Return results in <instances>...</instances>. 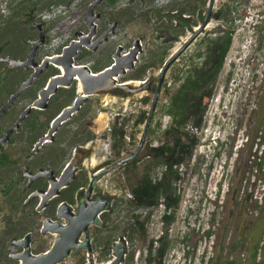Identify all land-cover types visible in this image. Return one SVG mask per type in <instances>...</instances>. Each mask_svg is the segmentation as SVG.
I'll return each instance as SVG.
<instances>
[{
  "label": "rangeland",
  "instance_id": "374dc122",
  "mask_svg": "<svg viewBox=\"0 0 264 264\" xmlns=\"http://www.w3.org/2000/svg\"><path fill=\"white\" fill-rule=\"evenodd\" d=\"M28 1L0 0V53L3 57L18 59L23 55V40L30 33H21L25 30L21 26L26 25L22 13ZM93 1L72 0L69 3L64 0L47 8H42V4L38 6L36 22L44 23L50 36L38 61L62 55L73 39V33L80 29ZM210 2L118 0L116 5L106 2L99 7L106 21L118 23L116 33L104 46L107 56L102 61L107 67L115 62L114 56L119 48L126 55L136 42L142 47L134 70L121 76L119 82L129 80L138 88L149 79L159 78L170 57L192 41L166 75L165 89L139 155L143 163L138 166L136 178L140 177L143 165L151 163L147 157L150 150L165 141L164 133L172 121L167 110L189 69L201 63L199 55L206 51L210 39L220 31L233 32L232 47L206 113L205 126L194 131L199 145L192 161L179 169L182 181L176 188L181 203L174 214L170 212L174 217L172 224L167 226L164 223L165 208L162 206L146 211L129 208L126 202H122L130 198L126 179L117 181L115 175H108L100 182L109 195L116 197V202L114 227L106 231L98 246L103 245L105 237L125 238L128 253L123 264H149L150 245L155 241L154 250H157L161 244L156 241L165 236L167 254L159 260L154 251L152 264H227L233 261L248 264L254 247L264 241V0H215L211 21L204 26ZM182 9H196L194 14L183 16L197 25L184 33L183 28L173 21ZM220 11L225 16L222 21L213 18ZM144 67H147L145 77L131 80ZM95 68L97 66L91 67ZM3 72L0 70V74ZM137 82L140 84L136 85ZM153 98L147 90L124 99L111 94L101 95L91 99H104L103 106L96 103L91 109L97 115L106 113L111 126L116 121L125 127V150L134 153L140 146L148 119L142 125L137 122L144 115L149 117ZM0 100L4 101L5 97L0 96ZM21 101L22 98L16 106L21 107ZM104 121L105 116H100L99 122ZM105 135L104 141L93 145L96 153L110 152L109 131ZM16 169L9 165L0 170V238H3V229L16 211L14 207L20 202L16 197L21 188L10 183L16 178ZM162 171L155 170V176L160 177ZM133 215H140L142 221L145 220L144 238L133 224ZM112 230L114 234L110 232ZM12 251L15 249L9 247V253ZM64 264H73V258Z\"/></svg>",
  "mask_w": 264,
  "mask_h": 264
},
{
  "label": "flooded vegetation",
  "instance_id": "af4514ba",
  "mask_svg": "<svg viewBox=\"0 0 264 264\" xmlns=\"http://www.w3.org/2000/svg\"><path fill=\"white\" fill-rule=\"evenodd\" d=\"M106 2L108 3V0H105L102 4ZM89 6L80 29L73 33V39L67 47L71 46L74 42H78L79 37H76L77 32H81L85 35L91 32L86 21ZM100 6L96 9V14H100L101 17L95 22L97 34L92 40V45L104 36L105 33L111 29L112 25H116L114 34L118 28V23L105 20L104 13L99 11ZM39 24H41L45 30V44L39 48L36 57V61L41 63L38 61V57L42 52V48L49 43L50 36L49 30L44 23H37L36 21L21 26V28L25 29L22 30L21 33H30L27 34L23 40L25 50L23 55L18 59H27L32 48L31 42L40 39L41 31L36 27ZM109 40L102 44L97 50H92L87 46H83L74 58L75 67L76 65H86L89 68L97 66V68H95L96 70H91L93 72L105 70L107 66L103 63L104 61H102V59L107 56L104 46ZM110 64H113V62ZM55 68L56 67L53 65L47 68L43 74L34 81L33 85L21 94L19 97V99L22 98L20 102L21 107L16 106L18 99L7 110L9 114H4L0 117V127H3V130L5 129L4 135H2L0 139L6 135L9 128L17 123L22 113L39 99L41 91L47 86L50 79L62 76L63 71L58 67ZM19 69L23 70L22 73L26 76V79L21 82L15 92L18 91L22 83L28 80L34 72L33 68ZM50 73H54V75L51 76L46 85L42 87L40 85L41 81ZM128 81L129 80L122 82L129 86L127 87L129 89L117 88L111 93H100L87 96V100L83 102L79 110L59 127L54 134V140L46 142L42 147L38 148L40 140L52 129L54 121L65 109L75 107L78 98L82 96L83 91L80 82L78 78L75 79L70 86L60 88L58 92L49 99L46 109L33 110L31 114L26 117L20 128L12 134L9 142L0 149V161L2 157L6 159L4 165L0 164V170L6 169L9 165L17 168L16 178L10 181V183L11 185H15V187L19 186L21 188L16 197V199H20L19 206L14 207L16 211L12 218L8 220L2 233L3 236L5 231L10 227L18 228V236L12 238L8 244L2 247V252H4L2 255L9 253V247L15 249L14 252L12 251L9 253V259L15 264H23L21 260L15 259L13 255L23 254L25 248L12 245V240L25 241L28 236H31L30 247L33 255L36 256L46 252L49 253L56 245L58 239L62 236L51 230V228L55 227L54 225L61 224L63 227H69L72 224V219L74 217H79L82 212L85 213L87 219H92L94 211L102 206H105V209L97 216L95 222L81 234L78 242L82 246L80 248H74L71 254L60 264L66 263L69 258H73V264H113L115 261V247L122 237H119L118 240H116L118 236L114 238L105 237L104 243L102 242L103 245L100 247L98 246V243L101 242V239H103L102 236L106 231L114 227V204L116 202V197L114 195H109V193L103 189L100 182L108 175H115L117 181L126 179L130 189V184L137 182L139 179V175L136 178L137 170L139 168L138 166L143 163V160L141 161L139 156H137L112 172L104 173V171L114 167L121 161L131 158L135 152L129 153L125 149L118 152L113 148L112 129L116 121H114L111 126V120L106 116V113L101 112L97 115V112L91 109L92 105L95 106L96 103H100V106H103L102 103L105 100L100 99L97 101V99L93 100L91 98L101 95L106 96L107 94H111L113 97H118L120 99L129 97L132 95L129 94V92L132 88H136V86L134 85V87L133 83H129ZM159 82L160 77L157 79H149L145 83L149 88L147 91L154 97L152 105L159 89ZM164 89L165 87L163 84L157 102V108ZM12 94L7 97V101ZM104 105L107 106L108 103H104ZM45 113H48V115H44ZM252 115H250V118ZM100 116H105L106 121L102 123L99 122ZM107 131H109V136L112 140V144L109 148L110 152L107 153V151L104 150L101 153H96V147L93 145L98 143V141H104L106 138L105 132ZM95 159L97 160L96 164L93 163ZM144 166L145 164L143 167ZM151 176L154 180L160 179V177L155 176V171L151 173ZM52 192L55 194L50 196ZM44 196L47 197L45 198ZM163 207L165 208V206ZM110 232L114 234V230ZM0 264L13 263L4 260V262H0Z\"/></svg>",
  "mask_w": 264,
  "mask_h": 264
},
{
  "label": "trees",
  "instance_id": "16d2710c",
  "mask_svg": "<svg viewBox=\"0 0 264 264\" xmlns=\"http://www.w3.org/2000/svg\"><path fill=\"white\" fill-rule=\"evenodd\" d=\"M72 2V0H66ZM74 1V0H73ZM194 2L196 0H193ZM29 4L22 13V18L26 23L36 21V12L38 6L47 8L52 5L61 4L64 0H29ZM110 5H116L118 0H108ZM191 6V5H190ZM193 6V4H192ZM194 10H181L179 15H176L174 22H177L179 28L191 30L196 23H191L190 20L183 19L184 15L193 13ZM224 13L220 11L214 15V19L222 21ZM205 20V18H202ZM233 43V32L220 31L219 35L210 39L207 49L199 55L202 60L200 64L189 69L186 78L174 93L171 98V104L167 110L172 121L169 129L164 133L165 141L159 147H155L148 153L147 157L151 160L150 164L143 167V171L137 182L130 184V198L123 199L129 208L138 210L151 211L165 206V214L163 221L167 226H170L174 220L173 214L178 209L181 203V197L177 194V184L182 181L180 168L184 167L192 161L196 147L199 145V139L194 131H200L205 126V117L211 101L215 95L216 85L219 77L222 74L228 54ZM3 57L0 53V57ZM153 64H156L153 62ZM0 70H4L0 74V96L5 97V100H0V107L6 103L7 97L15 92L21 82L26 79L22 69L10 68L9 64L0 62ZM147 67L140 68L131 80H141L146 75ZM54 73L48 74L40 83L44 87L48 79ZM60 98V97H58ZM58 105V104H57ZM7 115L9 112L6 113ZM44 115H48L45 113ZM146 116H142L137 124H145ZM44 124V123H43ZM190 128V129H189ZM5 130V129H4ZM3 127H0V137L4 135ZM113 148L116 151L125 149V140L127 133L123 125L118 122L113 125L112 129ZM6 163V159L2 157L1 165ZM163 169L160 179H153L151 173L155 170ZM172 212V213H170ZM168 213H170L168 215ZM133 224L136 230L141 231L142 238L145 237V220L142 221L140 215L132 216ZM18 228L10 227L5 231L3 238H0V262L9 261V253L2 255L4 252L2 247L10 242L12 238L18 236ZM264 232V231H263ZM264 238V233L263 236ZM167 237H162L156 241L161 246L154 250L155 241L149 247L148 263L152 264V255L156 251L157 258L163 260L168 251L166 242ZM161 264V262H159ZM225 264V263H219ZM227 264H236L234 261ZM248 264H264V241L263 244H257L254 247L252 257Z\"/></svg>",
  "mask_w": 264,
  "mask_h": 264
},
{
  "label": "water",
  "instance_id": "95a60500",
  "mask_svg": "<svg viewBox=\"0 0 264 264\" xmlns=\"http://www.w3.org/2000/svg\"><path fill=\"white\" fill-rule=\"evenodd\" d=\"M105 0H94V2L89 6L88 17L86 18L87 24L91 32L87 35L77 32L76 37H79L78 42L72 43L71 46L64 49L63 54L60 56L47 57L41 63L36 61L37 52L39 48L45 44V30L41 24L36 27L41 31V37L38 41L31 42L32 48L28 55L27 59H17L15 57H0L1 63L9 64L10 67L14 69L19 68H33L34 72L31 77L22 83L21 87L17 92L13 93L8 101L0 108V117L6 114L7 110L19 99L21 94L31 87L34 81L43 74V72L49 68L51 65L61 68L63 70L62 76L53 77L48 82L47 86L41 91L39 99L29 108H27L17 121V123L9 128L6 132V135L0 139V149L9 142L12 134L20 128L21 124L24 122L27 116L31 114L33 110H44L48 107L47 103L49 99L55 95L58 90L62 87L70 86L75 79L78 78L80 82L81 89L83 94L78 98L75 107L65 109L62 114L54 121L52 129L49 133L44 136L39 144L38 148L42 147L46 142L54 140V134L57 132L59 127L67 121L71 116L77 112L80 106L87 96L96 95L100 93H111L114 92L117 88H127L126 84L123 82H118L121 76L127 74V72L134 70L136 63L138 61L139 54L141 53V45L139 42H136L135 47L130 50L126 55H123V49L119 48L117 53L114 56V63L107 67L105 70L100 72H93L91 68L86 65H76L74 58L83 46H87L92 50H97L102 44L107 42L109 38L114 34L116 25H112L111 29L105 33L96 43L92 45V40L96 36V25L95 22L98 20L101 15L96 14V9L100 6ZM215 0H211L210 9L207 15L204 26L208 25L212 18L213 6ZM192 43L189 41L182 49L177 51L170 59L164 64L161 73H160V82L155 101L151 107V111L148 117V120L145 125V130L141 139L140 146L129 159L121 161L119 164L115 165L104 171V173L112 172L118 167L126 164L127 162L133 160L142 152L145 145L149 129L153 122V117L156 112L157 102L161 94V88L165 83L166 75L171 67L177 62L182 55V53L187 49V47ZM129 89V88H127ZM145 90H149L148 85L144 84L142 87L132 88L129 94H140ZM40 176V175H39ZM62 186V185H61ZM55 193L52 192L50 196H53ZM45 198L47 196H44ZM105 209V206L98 208L94 211L92 219H87L85 213H81L79 217H74L72 219V224L69 227H63L61 224L54 225L55 227L51 230L55 233L61 234L62 236L58 239L56 245L49 253H43L41 255H33L31 253V236H28L25 241L12 240V245L16 247H24L25 252L21 255H13L17 260H21L23 264H60L62 263L72 252L74 248H80L82 245L79 244V238L81 234L88 229V227L95 222L97 216ZM128 253L127 241L125 238H121L119 243L115 247V261L113 264H123Z\"/></svg>",
  "mask_w": 264,
  "mask_h": 264
},
{
  "label": "bare ground",
  "instance_id": "6f19581e",
  "mask_svg": "<svg viewBox=\"0 0 264 264\" xmlns=\"http://www.w3.org/2000/svg\"><path fill=\"white\" fill-rule=\"evenodd\" d=\"M141 48H142V47H141ZM125 54H126V53H125ZM139 84H140L139 82L136 83V85H139Z\"/></svg>",
  "mask_w": 264,
  "mask_h": 264
}]
</instances>
